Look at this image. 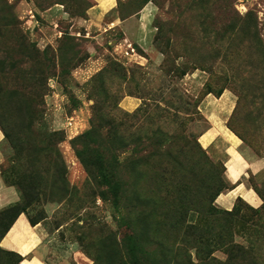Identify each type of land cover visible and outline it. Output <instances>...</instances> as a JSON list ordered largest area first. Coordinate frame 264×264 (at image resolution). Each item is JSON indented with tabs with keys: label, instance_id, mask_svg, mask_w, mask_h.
<instances>
[{
	"label": "rangeland",
	"instance_id": "rangeland-1",
	"mask_svg": "<svg viewBox=\"0 0 264 264\" xmlns=\"http://www.w3.org/2000/svg\"><path fill=\"white\" fill-rule=\"evenodd\" d=\"M95 1L0 0V185L19 193L0 264L23 260L1 245L22 205L23 258L45 264H264V178L227 212L222 145L201 140L227 108L237 151L264 157V71L243 56L264 0H116L93 25ZM146 5L142 38L106 24Z\"/></svg>",
	"mask_w": 264,
	"mask_h": 264
},
{
	"label": "crops",
	"instance_id": "crops-1",
	"mask_svg": "<svg viewBox=\"0 0 264 264\" xmlns=\"http://www.w3.org/2000/svg\"><path fill=\"white\" fill-rule=\"evenodd\" d=\"M116 0H96L95 4L89 9L90 20L93 25L103 23L107 13L114 10ZM149 5H146L140 11L133 15H129L125 19L115 16L111 23H106L108 27L121 25L123 29L133 30L138 28L140 38L144 36L145 27L149 22L147 16ZM147 11V12H146ZM151 11V9L149 10ZM147 16V19H146ZM106 29V28H105ZM129 35V34H127ZM129 37H123L118 42V45L125 47L129 42ZM127 47V46H126ZM228 105L225 104V107ZM227 108H225L226 110ZM225 110L223 112H215L211 126L205 131L201 140L206 147L215 149L222 145L221 156L225 163L224 179L227 184L225 191L221 192L216 197V203L227 210H231L238 199L245 200L248 204L257 207L261 203V197L246 182V176L251 174L257 179L264 178V157L247 159L236 149V140L234 134L227 128L225 123ZM1 139V136H0ZM224 145V146H223ZM220 149V147H219ZM19 200V193L13 186L0 185V208L9 204L16 203ZM33 230H30V224L27 217L21 213L11 225L7 234L2 238V247L15 251L23 257L33 252ZM34 256V257H32ZM42 258L38 254H33L31 257L23 258L21 264H45L42 263Z\"/></svg>",
	"mask_w": 264,
	"mask_h": 264
},
{
	"label": "trees",
	"instance_id": "trees-1",
	"mask_svg": "<svg viewBox=\"0 0 264 264\" xmlns=\"http://www.w3.org/2000/svg\"><path fill=\"white\" fill-rule=\"evenodd\" d=\"M246 16H249L248 13L246 14ZM254 22H249V24H243L244 26V30L243 31H246V30H249L250 32H252L250 35H251V40L249 41V47L254 51L253 53H244L243 56L245 57H248L252 60H255V67L257 68H261L263 71H264V50L262 49V46L264 45L263 43V40H257V24L254 23ZM256 40V41H255ZM262 41V42H261ZM225 181V179H224ZM225 185H226V188H227V184L225 182ZM219 194V193H218ZM217 194V195H218ZM26 209V206L25 205H22L20 207V210H19V213L18 215L21 213V212H24ZM227 212H231V210H227ZM17 215V217H18ZM16 217V218H17ZM16 218L11 222V224L9 225L8 229L11 227V225L13 224V222L16 220ZM186 225H188V227H195V225L193 223H187L186 222ZM18 254V253H17ZM20 255V254H18ZM20 261L23 259V256L20 255ZM191 259V258H190ZM189 261V260H188ZM191 261V260H190Z\"/></svg>",
	"mask_w": 264,
	"mask_h": 264
},
{
	"label": "bare ground",
	"instance_id": "bare-ground-1",
	"mask_svg": "<svg viewBox=\"0 0 264 264\" xmlns=\"http://www.w3.org/2000/svg\"><path fill=\"white\" fill-rule=\"evenodd\" d=\"M144 58V57H143Z\"/></svg>",
	"mask_w": 264,
	"mask_h": 264
}]
</instances>
